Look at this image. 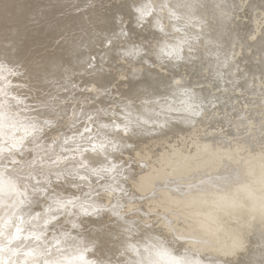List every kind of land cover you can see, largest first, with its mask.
<instances>
[{
    "label": "bare ground",
    "instance_id": "6f19581e",
    "mask_svg": "<svg viewBox=\"0 0 264 264\" xmlns=\"http://www.w3.org/2000/svg\"><path fill=\"white\" fill-rule=\"evenodd\" d=\"M160 2L165 18L161 35L172 34L168 30L173 25L178 31L179 40L168 56L172 74L164 71L169 61L164 67L163 63L150 67L139 65L140 77L127 81L126 73L132 69L128 67L130 63L122 58L113 59V55L118 49L130 47L133 39L99 45L106 62L115 60L116 67L124 70L110 81L114 98L125 100L118 103L124 104L123 111L120 118L115 117L118 107L110 105L113 118L98 120V130L89 148L82 141L88 134L84 129L79 130L78 142L67 141L65 158L56 161L48 158L34 169V173H39L32 176L31 185L49 194L48 198L39 192L33 194V188L29 187L30 202L21 205L19 215L26 221L37 213L41 217L24 225L13 220V232L15 226L23 229L16 244L23 243L30 232L44 231L33 225L40 226L51 216L57 218L47 225L40 241L27 240L24 252L30 250L29 246L34 248L48 241V247L56 255L51 247L52 237L66 233L68 238L61 247L82 249L85 260L95 264H135L143 258L140 255L143 249L153 245L155 251L163 249L168 253L164 256L165 264L174 260L183 264H264V0ZM12 4L11 0H0V34H6L4 26L15 19ZM87 4H81L76 13L67 17L71 23H82V17H91L90 29L83 33L81 44L98 31L100 24L105 31L112 25L105 19L110 12H101L104 15H99L101 19L97 20ZM141 5L132 6L138 9ZM166 10L173 20L166 19L169 15ZM124 12L125 9L117 12V18L126 32L128 20ZM147 16L149 22L153 17ZM77 29L82 32L81 28ZM7 32L11 34L12 46L7 53L0 37V64L17 67L14 76L7 80L10 93L27 77L29 69L41 80H49L55 73L73 84H81L86 79L81 77L95 62L87 63V52L78 45L68 57L57 53L59 57L46 56V60L36 65L31 60L27 66L25 57L30 51H25L24 45H16L20 36L16 29ZM104 62H100L106 65L100 82L116 74L114 67ZM91 90L96 94V88ZM73 94L68 93V97ZM9 105L11 109L16 106L14 102ZM51 114L61 117L64 111L40 112L37 116L42 122L32 120L22 124L28 126L26 131L31 134L38 131L49 138L43 157L52 153L51 146H60L54 145L65 128L64 123H58L55 129L46 131L54 121L49 117ZM37 146L35 143L34 147ZM124 151L128 153L120 155ZM30 158L27 155L19 158V162L27 163ZM72 159L83 168L123 163L138 174L127 177L116 200L106 194L109 197L102 205L111 206L115 200V206L108 212L83 207L86 212L81 209L69 215L73 205H67L45 215V209L52 204L49 197L69 198L75 203V197L81 193L70 185L52 188L47 184L51 181L47 171H55ZM6 178L15 179L7 174ZM89 179L91 187L97 183ZM174 180L193 182L175 186ZM20 182L17 180V185ZM205 186L211 189L201 191ZM19 191L24 192V188ZM19 199L24 200L25 196ZM120 214H125V218L115 217ZM73 223L77 224L76 228L72 227ZM31 259L43 261L44 258L33 256L29 264Z\"/></svg>",
    "mask_w": 264,
    "mask_h": 264
},
{
    "label": "rangeland",
    "instance_id": "374dc122",
    "mask_svg": "<svg viewBox=\"0 0 264 264\" xmlns=\"http://www.w3.org/2000/svg\"><path fill=\"white\" fill-rule=\"evenodd\" d=\"M152 2L153 0H79L78 2H73V0H14V2H12L11 0L15 19L20 17V15L23 17L17 21L13 19L11 23L6 24L4 28L7 31L13 29L18 31V35L20 36L16 41V45H24L25 51H30L29 55L25 57L27 66H29L31 60L32 65H36L38 62L46 60V56H58L57 53H60L64 57H68L78 49V45L87 52V58L85 59L87 63H90L92 60L95 61L87 73L81 77L86 78L81 81V84H73L65 76H60L55 73L49 80H47V78L41 80L37 73L29 69L27 77L14 86V93H10L7 88L8 103L11 104L14 102L16 104L14 109H9L12 113L17 115L22 124L24 122L29 123L32 120L42 122V118H38L37 116L40 112L64 111V115L61 117H56L53 114L49 116L50 119L53 118L54 121L50 123V128L46 131L55 129L58 123H64L65 125L64 131L60 134L59 139H57L58 141L54 145L56 146L58 144L60 146H56L55 148L51 146L49 148L52 151L50 155L46 154L44 157L42 156L43 152L47 150L49 138L46 137V134L35 131V134L30 135L31 137L29 135L26 137L20 152L16 153L17 164H12L10 160L7 161L9 169L16 167L22 170L25 179L17 185L19 189L23 190V183H27L32 188L34 187V185L30 183L32 180L31 177L37 175L39 172L34 173L33 171L40 165H43L48 158H56L50 161L65 158L67 151L65 145L68 144L67 141L73 139V142H78L76 137L79 130L81 131L84 129L86 134H88L82 141L85 143L83 146L89 148L88 146L93 142V135L98 130V120L101 117L113 118L110 105L118 107L117 113L114 115L120 118L124 104L118 105V103L125 100L122 98H114L111 94L110 81L113 80L114 77H117V74H122L124 70L116 67L115 60L106 62L107 60L104 59V50L98 48L99 45L103 43L105 46L106 43L108 45L110 42H117L121 39L123 43H127L133 39V43H131L130 47L126 50L118 49L114 51L115 53L113 55V59L119 60L122 58L130 63L128 67L132 69L126 73L127 81H134L140 77L141 73L138 71L139 65L150 67L154 63L155 65L163 63L164 67V63L169 61L164 71L166 73L168 71L172 74V62L168 56L173 52L174 44L179 40L176 33L177 29L175 28L176 26L173 25L171 29L168 30V34H172L165 35L164 37L161 35V32L165 29L162 25L165 18L162 15L161 2L160 0L154 3ZM81 4L89 5L90 8L93 9L94 14H96L95 18L97 17V20L101 19L99 15L110 12L105 19L112 23L108 31L103 30L104 26L100 24L97 28L98 31L93 32V35L82 44L81 37L84 32L90 29L89 20L91 17H85L83 15L84 17L81 18L82 23H71L72 21L69 20L70 18L67 19L70 13H76L81 8ZM133 4H142L138 9H145L146 5L151 4L153 10L150 15L153 18L149 22L146 21L148 19L147 15L141 18L140 12L132 6ZM124 9V13L127 17L126 19L128 20L126 32L123 31V25L117 18V12ZM104 11L106 12L101 14V12ZM167 13L171 16V19L169 15H166V19L169 21L173 20V15L168 11ZM73 18L80 19L79 17ZM71 26L73 28H71ZM78 27L82 29V32H78ZM7 31L6 34H0V37L6 52L9 53L12 46L10 43L11 34ZM54 34L58 36V39L55 38ZM46 35L47 38L44 40ZM155 37L156 40L154 41ZM88 49L94 50L89 53ZM27 52H25V54H27ZM93 55L94 59H91ZM76 58L77 57L74 56V61ZM101 61H105L104 63L112 65L116 72L114 76L110 75L111 78H107L108 80L103 82H100L99 77H103V71L106 65L102 66L100 63ZM24 65L26 66V63H24ZM16 68L15 64H10V67L3 65V63L0 64V88H4L5 85H7V80L14 76ZM92 87L96 88V94L91 90ZM68 93L74 94L68 97ZM3 100L4 96L0 93V101ZM46 105H49V107ZM91 125L93 129H90ZM23 128L24 130L16 133L17 138L25 135L28 126L23 125ZM101 138H104L102 134ZM95 139H97V137H95ZM35 143L38 144L37 147H34ZM116 150L119 151V149ZM128 150H130V148ZM126 153L128 152L124 151L120 155H126ZM27 155L31 156L30 160L27 163H20L19 158H23ZM41 169L44 170L46 168ZM93 170L98 174H94ZM29 173H31V177L28 176ZM47 174L51 180L47 184L52 188H59L62 185L67 187L70 185L81 192L79 197H75L77 201L74 204L76 206H73L71 211H80L82 207H86L93 211L100 210L108 212V210H111L110 208L115 206L114 201L118 197L123 182L128 180V176L134 177L135 174L138 173H134L131 167H125L123 163H109L98 168H83L78 165L75 159H72L55 171H47ZM58 174H60L62 178L58 179ZM82 176H86L87 179L82 178ZM89 178L97 182L92 187L90 186ZM181 181L183 180H174L172 183L175 186H184L183 183L193 182ZM163 189L164 187L161 188V190ZM208 189H211L210 186H205L201 191ZM46 192L47 193L41 194V196L44 197L47 195L48 198L49 191ZM106 194L115 197V200L111 201V206L102 205L105 198L109 197ZM68 199L69 198H60V201H66ZM116 205H118V203H116ZM123 216H125V214H120L115 217L124 219L125 217ZM37 228L39 229V227ZM195 244L199 243L196 242Z\"/></svg>",
    "mask_w": 264,
    "mask_h": 264
},
{
    "label": "clouds",
    "instance_id": "9594fccd",
    "mask_svg": "<svg viewBox=\"0 0 264 264\" xmlns=\"http://www.w3.org/2000/svg\"><path fill=\"white\" fill-rule=\"evenodd\" d=\"M145 9L150 14L153 10L151 4L146 5ZM0 93L4 96V100L0 101V264H29V260L33 256L43 257L44 259L43 261L31 259V264H80V262H83V264H95L94 261L85 260L84 250L61 247L62 242L68 238L66 233H62L59 237L55 235L52 237L51 247L56 250V255L48 247V241H44L42 245H36L34 248L29 246L30 250L28 252L23 251L29 238H34V242L41 240L42 236L45 235L47 225L52 220H55L56 216L44 219L43 224L40 226L33 225L34 228L42 227L44 231L39 234L30 232L23 243L16 244V241L20 239V233L23 229L15 226V231L13 232V220L17 219L21 225H24L31 223L33 220H38L41 214L37 213L27 221L19 215L21 205L30 202V198L27 196L30 185L23 183L24 192L19 191L17 180H23L25 177L21 169L16 167L9 169L7 161L10 160L12 164H17L16 153L20 152V149L24 145V140L28 135H31V132L26 131L24 136L16 137L17 132L24 130L23 125L17 115L9 111L10 105L8 103L6 85L4 88H0ZM33 127L35 126L33 125ZM93 172L94 174H98L95 170ZM6 174L8 177H15V179L6 178ZM28 176L31 177V173ZM57 178L60 179L62 177L58 174ZM32 192L33 194L37 192L44 194L45 189L37 187L33 188ZM21 195L25 196L24 200L19 199ZM49 199L52 200V204L45 209V215L59 209H64L67 205L76 206L71 199L66 201H60L59 198L54 197H49ZM82 212H86L83 207ZM60 214L62 215L63 213L61 212ZM68 214H72L71 209L68 210ZM72 227L76 228L77 224L73 223ZM140 255L143 258L137 260L135 264H165V258L156 255L154 245L145 247ZM171 264H183V262L174 260L171 261Z\"/></svg>",
    "mask_w": 264,
    "mask_h": 264
},
{
    "label": "snow or ice",
    "instance_id": "6c2138e0",
    "mask_svg": "<svg viewBox=\"0 0 264 264\" xmlns=\"http://www.w3.org/2000/svg\"><path fill=\"white\" fill-rule=\"evenodd\" d=\"M138 11L141 14V18H143V16H145V15H150V12L147 11L146 9L142 8V9H138ZM156 255L159 257H164V256L168 255V253L163 249H158V250H156Z\"/></svg>",
    "mask_w": 264,
    "mask_h": 264
}]
</instances>
